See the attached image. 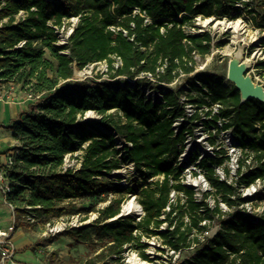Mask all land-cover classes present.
<instances>
[{
  "label": "trees",
  "instance_id": "obj_1",
  "mask_svg": "<svg viewBox=\"0 0 264 264\" xmlns=\"http://www.w3.org/2000/svg\"><path fill=\"white\" fill-rule=\"evenodd\" d=\"M242 9L252 16L255 27L264 31V13L256 10L252 0H0V84L14 82L27 94L41 95L10 127L19 145L9 176L19 185L9 199L18 211L23 213L22 207L28 204L42 206L48 214H61L64 211L58 206L68 200L127 190L139 197L145 211L139 223L131 217H118L120 197L99 210L91 224L64 235L77 243L100 245L103 252L116 256L114 261L135 246L147 259L141 234L160 235L175 250L190 246L193 230H201L199 223L204 217L193 192L170 181H178L183 169L174 166L187 130L184 126L176 134L174 128L184 114L181 96L186 94L198 109L214 103L223 106L207 126H216L220 117L227 119L224 128L233 130L257 162L241 183L264 178V103L254 99L242 103L234 85L199 72L186 80L190 89L184 85L168 89L162 100L154 101L146 97L144 81L131 83L127 77L134 80L143 72L155 73L164 63L160 82L172 83L180 74L190 75L195 71L196 54L205 57L214 45L223 43H213L208 32L188 35L184 26L196 17L234 19ZM72 17H79V23L69 42L60 45L55 27L62 29ZM113 26L121 30L113 31ZM46 50L51 58L46 57ZM115 57L122 61L118 67ZM104 61L114 71L112 79H126L72 80L74 69ZM260 66L264 80V62ZM88 112L99 118L85 119ZM115 133L132 147L118 148ZM80 150L84 152L82 167L62 172L65 155ZM127 162L136 166L134 185L140 181L138 176L146 182L139 191L134 186L123 189L116 183L120 177L112 175ZM222 163V158H210L201 166L223 199L232 204L233 187L215 176L214 167ZM161 175L163 182L147 183ZM173 188L185 189L187 201L183 204L179 199L162 219ZM164 223L167 230L160 232ZM51 242L53 239L38 242L34 248ZM231 255H237L240 264H264V221L240 212L231 214L223 220L218 236L182 264H228Z\"/></svg>",
  "mask_w": 264,
  "mask_h": 264
},
{
  "label": "built area",
  "instance_id": "obj_2",
  "mask_svg": "<svg viewBox=\"0 0 264 264\" xmlns=\"http://www.w3.org/2000/svg\"><path fill=\"white\" fill-rule=\"evenodd\" d=\"M240 5L238 4V6ZM137 11L138 10H135V12ZM68 20L75 21V23H73V28H71L68 34V37H70L74 32V28L79 23V17H72ZM199 20H201V17H199ZM146 22L150 23L151 20L146 18ZM55 28L58 32L59 29L57 27ZM110 29L116 32L121 30V28L114 26L110 27ZM124 33L125 35L127 34L126 31H124ZM212 38L213 43L216 42L214 37ZM64 43L62 44L64 45ZM261 62H264V56ZM98 63L101 64L103 62H96L95 64ZM121 64L122 61L120 58H116V67ZM164 68L165 63L159 66L155 73L143 72L134 80H130L128 77L127 80L131 83H135L137 80L144 81L147 85L145 87L146 97L154 101L162 100L168 89L176 90L182 85L190 89L187 82L178 85L180 77L186 76V74H180L172 83L160 82L158 77L164 72ZM75 70L76 69H74V71ZM195 72L198 71L195 70L191 74ZM121 78L126 79L125 77ZM72 80L81 81L75 80L74 75ZM97 80L101 81L102 79L100 78ZM175 85L178 86L174 87ZM158 87L161 89L159 90ZM6 98L7 97H3L0 93V102H5ZM40 98L41 95L29 93L26 95L25 101H38ZM180 101L184 108V114L174 123L175 133L178 134L183 131L184 126H186L187 130L185 131V140L183 144L179 146L180 151L174 166L177 169L181 167L183 169L178 181L173 179H170V181L172 185L180 182L185 189L193 192L194 201L200 204L199 213L204 217L199 223V228H201V230L195 228L191 236L192 240L190 246L179 250L172 249L166 244L163 245L164 241L160 235L147 236L141 234L142 243L145 242L144 240H147L146 242L149 246H154L155 249L158 248L157 243L159 245L161 243L167 251L172 253L175 258L171 264H182L192 260L200 250L210 244L218 236L222 230L223 220L227 219L231 214L240 212L257 220L264 221V203L263 205H259V202L262 203V201H264V178H257L251 183L240 182L243 176L249 175L251 170L257 167V162L254 160L252 152L240 145L232 129L224 128V123L228 121L227 119L220 117L217 120L216 126H207V121H209L212 116L219 115L223 106L219 103H214L211 106L204 105L202 108L198 109L196 105L189 101L186 94L181 96ZM209 111H211V115L208 114ZM90 113L92 112H88L87 115ZM197 114H199V116L195 118ZM95 116V119L99 118L98 115ZM257 127H259V125H257ZM191 128L192 132L190 131ZM115 141L118 148H123L124 145L132 147L131 142L124 141L120 135L116 133ZM15 149L16 147L11 150V153L6 157L5 161L0 163V195L3 197V203H0V206L3 207H0V209H6V212L10 213L9 217L5 216L4 219L0 217V223L3 224L6 221L9 223L8 227H0V264H23L17 258L20 249H17L12 242L17 233V229L21 226L28 229H39L41 231L40 237L48 239L62 235L72 229H79L91 224V220L85 219L87 215H82L81 212H75L73 214H48L42 206H32L28 204L22 207L23 213L19 212L17 206L9 199L14 187L19 185L18 183H14L9 176V170H12L14 165L13 158L18 154V151ZM83 153V150H80L66 154L61 168L62 172L79 170L82 167ZM210 158L223 159L222 164L214 167L215 176L220 181L226 182L233 187V191L230 195L232 204L223 199L222 193L218 192L212 185L207 177L206 169L201 166L203 160ZM125 173H127V187L133 186L138 175L135 163L127 162V164L122 165L120 169L112 173L113 176L120 177V180L116 183L120 184L123 182L122 180L125 179V177L122 175ZM163 180L164 176L161 175L148 179L147 183H153L155 181L163 182ZM185 189L182 191H177L174 188L172 189L170 203L164 210L162 219H165L166 213L171 211V205L176 204L179 199H181V203L183 204L187 201ZM258 196L260 197L258 198ZM258 199L259 201H256ZM79 200L80 199H71L64 203L76 204ZM137 205V209L128 210L127 213L123 212V206L122 213L119 216L131 217L135 224L139 223L145 216V211L139 202ZM206 214H209V217H207ZM186 221H189L188 217H186ZM134 234L137 235L138 230H135ZM186 252L192 253L193 255L191 257H184L183 253ZM138 254L132 253L129 255L127 263L143 264L146 260H152L150 258L152 257V253H148V258L145 260ZM230 257L232 260L228 264H240L237 255H231ZM181 258H183V260Z\"/></svg>",
  "mask_w": 264,
  "mask_h": 264
},
{
  "label": "rangeland",
  "instance_id": "obj_3",
  "mask_svg": "<svg viewBox=\"0 0 264 264\" xmlns=\"http://www.w3.org/2000/svg\"><path fill=\"white\" fill-rule=\"evenodd\" d=\"M252 5L256 8V10L260 13H264V0H252ZM209 18H201L196 17L192 23L185 25V30L188 35H198L203 33H210L212 37H214L216 42L223 43L222 46L217 47L214 45L211 52L207 54L205 57L200 56L198 54L195 55L196 65L195 70L200 74H207L208 76H216L224 79V83L227 86H233L232 82H230L227 78L228 76V67L231 57L224 53L226 48H230L233 52L238 50H243L244 58L250 60V68L249 74L253 77V79L259 84L264 85V80L261 76L260 72V63L261 59L264 56V31L259 28H256L253 21L252 16L247 13L244 9L240 10L238 16L234 19L228 20H236L241 19L243 24L246 25V32L240 35V40L234 41V33L231 30H223L221 28H215V23L209 24L207 26H203L200 22L207 20ZM216 20H227L225 19H217ZM73 23L75 21L65 20L64 27L58 30L59 41L58 44L63 45V38H66L64 44L69 42L68 34L73 28ZM255 34L258 40L256 42H251V36ZM46 57L51 58L50 52L46 50ZM96 62L90 63L86 68L80 70L76 69L74 71L75 80L81 81H91L97 80L100 77L101 81H110L115 82L118 81L119 78L112 79V73L114 71H110L108 69V65L106 62L101 64H95ZM195 72V73H198ZM194 73V74H195ZM194 74L182 76L179 79L178 85L185 83L189 77H193ZM98 78V79H100ZM123 79V78H122ZM119 79V80H122ZM3 88L0 89V93L3 97H9L10 99L19 98L24 99L27 93L23 92L21 86L14 82L3 83ZM175 85L174 87L178 86ZM20 91H18V90ZM17 90V91H16ZM21 92V93H20ZM97 115L96 113L89 115H85V119H95ZM21 118L15 119L11 124L5 127L7 130H10V127L15 123L19 122ZM2 145V146H1ZM0 148H2L1 153L7 152L10 147L7 144H1ZM125 172V171H124ZM125 177L119 185L126 190L127 188V173L123 174ZM138 181L135 185L139 191L142 185L146 182L145 180H141V177L138 176ZM130 183V182H129ZM261 196V195H260ZM258 196V198L260 197ZM123 197L121 203V213L122 207L128 205L131 201L139 202V197L136 194H131L129 191H124L123 193L108 191L104 195L98 197H89L86 199H80L76 204L69 203H61L58 206V209H61L66 214H73L76 211L81 212L82 215H87L85 219L91 220V223L97 218L98 211L103 209L105 205L113 199H118ZM264 197V196H263ZM105 199V200H104ZM264 199V198H263ZM256 201H259L256 200ZM0 203H3V197L0 195ZM264 201L259 202V205H263ZM3 207V206H0ZM264 207V205H263ZM75 209V210H74ZM75 211V212H74ZM5 216H10V213L6 212V209H0V217L4 219ZM186 219V218H185ZM218 223V222H217ZM7 221L5 223H0V227H8ZM168 225L163 224L160 227V232H164L167 230ZM41 231L39 229H28L24 226H21L17 229V233L14 236L12 242L19 250L18 260L23 264H102L103 262H108L110 264H128L127 260L129 259V255L132 253L138 254L142 257V251L138 247L127 248L122 253L121 260L114 261L113 259L116 256H111L108 252H103V248L100 245L92 242L85 243H77L69 236L64 234L58 235L56 237L48 238L53 239V242L50 245L41 246L40 248H34L35 244L38 242H43L48 239H43L40 237ZM143 241V240H142ZM144 244H146L145 254L152 253L150 257L152 260H146L143 264H171L174 260V255L166 250L163 246L165 243L160 245L157 243L158 248L155 249L154 246L150 247L149 244L144 240ZM160 242V241H159ZM150 243V242H149ZM48 244V243H47ZM149 255V254H148ZM147 255V256H148ZM192 253H183L184 257H191ZM143 258V257H142ZM183 260V258H181ZM145 260V258H143Z\"/></svg>",
  "mask_w": 264,
  "mask_h": 264
},
{
  "label": "crops",
  "instance_id": "obj_4",
  "mask_svg": "<svg viewBox=\"0 0 264 264\" xmlns=\"http://www.w3.org/2000/svg\"><path fill=\"white\" fill-rule=\"evenodd\" d=\"M3 86L4 84H0V89L3 88ZM25 98L22 100L20 97L18 99H10L7 97L5 102H0V145L7 144L8 147H10L9 150L3 154L1 153L2 148H0V163H3L6 157L11 153V150L19 145V142L13 138V133L5 127L9 126L15 119L21 118L23 114L30 110L31 105L37 102L25 101Z\"/></svg>",
  "mask_w": 264,
  "mask_h": 264
},
{
  "label": "water",
  "instance_id": "obj_5",
  "mask_svg": "<svg viewBox=\"0 0 264 264\" xmlns=\"http://www.w3.org/2000/svg\"><path fill=\"white\" fill-rule=\"evenodd\" d=\"M249 68L250 66L245 64L244 61L232 59L229 62L227 78L240 92L242 103L250 99L258 100L261 103H264V85L259 84L253 79V77L249 74Z\"/></svg>",
  "mask_w": 264,
  "mask_h": 264
},
{
  "label": "bare ground",
  "instance_id": "obj_6",
  "mask_svg": "<svg viewBox=\"0 0 264 264\" xmlns=\"http://www.w3.org/2000/svg\"><path fill=\"white\" fill-rule=\"evenodd\" d=\"M215 23V28H221L223 30H231L234 33V41L236 42L237 40H242L240 39V35L244 32H246V25L243 24V21L241 19H236V20H216V19H212L209 18L207 20H204L203 22L201 21L200 24L203 26H207L209 24H213ZM66 38H63L62 41L65 42ZM258 40V38H256L255 34L253 36H251V42H256ZM243 50H238L236 52H233L230 48H226L224 50V53L228 56L231 57V60H237V61H244L245 64H247L248 66H250V60L249 59H243ZM137 209L138 205L135 201H131L128 205L124 206V213H127L128 210H133V209Z\"/></svg>",
  "mask_w": 264,
  "mask_h": 264
}]
</instances>
